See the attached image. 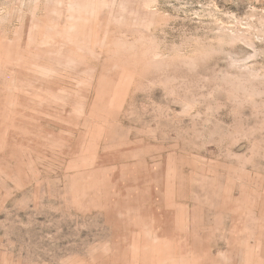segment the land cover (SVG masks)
Here are the masks:
<instances>
[{"label":"rangeland","instance_id":"374dc122","mask_svg":"<svg viewBox=\"0 0 264 264\" xmlns=\"http://www.w3.org/2000/svg\"><path fill=\"white\" fill-rule=\"evenodd\" d=\"M0 264H264V0H0Z\"/></svg>","mask_w":264,"mask_h":264}]
</instances>
